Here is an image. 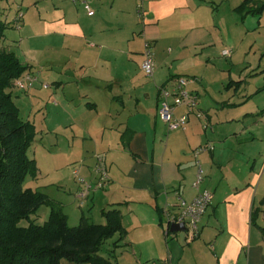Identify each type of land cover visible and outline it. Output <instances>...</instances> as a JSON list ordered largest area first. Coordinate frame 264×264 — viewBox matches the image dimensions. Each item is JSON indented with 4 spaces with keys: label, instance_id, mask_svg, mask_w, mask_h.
<instances>
[{
    "label": "crops",
    "instance_id": "1",
    "mask_svg": "<svg viewBox=\"0 0 264 264\" xmlns=\"http://www.w3.org/2000/svg\"><path fill=\"white\" fill-rule=\"evenodd\" d=\"M242 1L146 0L140 12L138 0H44L21 25L37 34L21 43L4 39L38 77L32 90L37 84L41 99L55 102L50 121L72 146L70 158L81 162L79 174L94 184L103 159L109 182L90 191L80 216L105 223L103 210H120L124 232L101 251L114 264H264V86L240 89L233 77L242 50L233 37L240 18L253 15L236 9ZM4 17L15 27L16 19ZM146 40L152 76L142 70ZM178 76L193 79L188 89L204 115L191 113L184 129L171 130L160 117L159 94ZM25 94L13 95L17 106ZM206 144L213 149L199 155L205 177L197 189L194 151ZM74 177L78 200L82 186ZM201 189L214 197L197 235L166 234L165 209Z\"/></svg>",
    "mask_w": 264,
    "mask_h": 264
},
{
    "label": "trees",
    "instance_id": "2",
    "mask_svg": "<svg viewBox=\"0 0 264 264\" xmlns=\"http://www.w3.org/2000/svg\"><path fill=\"white\" fill-rule=\"evenodd\" d=\"M0 0V264H60L62 259L84 264H114L101 254L106 240L124 232L121 212L103 210L105 223L83 215L71 226L58 202L38 189L24 186L36 176V160L29 156L35 125L20 115L13 97L14 81L27 69L17 54L4 45L10 23ZM240 13L260 15L264 0H243ZM17 23V21H16ZM42 205L50 207L48 219L38 224L31 219ZM28 219L27 226L19 225Z\"/></svg>",
    "mask_w": 264,
    "mask_h": 264
},
{
    "label": "rangeland",
    "instance_id": "3",
    "mask_svg": "<svg viewBox=\"0 0 264 264\" xmlns=\"http://www.w3.org/2000/svg\"><path fill=\"white\" fill-rule=\"evenodd\" d=\"M43 4L44 0L2 1V8L8 15L9 20L17 19L18 15L22 14V18L19 22L17 21L16 23V20L14 21L15 27L7 29V37L10 40H15L16 43H21L22 37H27L29 33L35 32V34H37L34 29L27 30L26 28L21 30V25L30 20L32 14L38 12L39 7L42 9ZM248 16L245 17V19H243V17L240 18L239 29L237 30L236 36L233 37V40L237 42V44H242V50L237 58V66L233 77L234 79L241 80L237 82L240 85V89L252 86L256 90L257 87L260 86L262 88L264 86V11L260 15ZM43 83L45 82H42V86ZM36 86L34 91H31V96L33 97L28 93H20L15 86L13 88V95L16 93L21 95L25 94L18 98V100H20L17 102L20 115L25 119H29L35 125L34 141L28 150V154L30 157L36 159L39 171L36 176L29 175L26 178L24 186H32L34 189L47 191V193L51 195H49L50 198L56 202L57 200H61L63 205H59L68 216L69 225L76 226L79 225L81 221L80 214L82 210H86V208L82 209V207L79 206V204L84 203L86 199L81 200L78 198V200H76V194H74L72 188L75 180L74 171L76 169L79 170L81 162L72 160L70 158L72 157L70 150L72 146L61 142L62 140L56 137L57 130L55 129V123L50 121L51 117L54 115L53 113L49 115L52 108L51 106H53L55 102L49 100L45 101V97L41 99ZM25 96L26 98H23ZM259 96H264L263 88ZM47 104L48 106L46 107ZM47 111H49V113ZM46 115L49 116L47 120ZM76 177H78L81 184V178L83 176L79 174V176ZM87 181L89 182V180ZM85 213L89 216L87 211H85ZM49 214L50 207L42 205L38 208L37 212L31 216V219L38 224H43L48 219ZM91 219L96 221L92 217ZM28 224V219H22L19 222L21 226H27Z\"/></svg>",
    "mask_w": 264,
    "mask_h": 264
},
{
    "label": "built area",
    "instance_id": "4",
    "mask_svg": "<svg viewBox=\"0 0 264 264\" xmlns=\"http://www.w3.org/2000/svg\"><path fill=\"white\" fill-rule=\"evenodd\" d=\"M145 1L146 0H138V9L140 12H144L145 10ZM84 3L87 11L92 13V8L89 3L87 1H84ZM21 18L22 14L18 15L16 21L19 22ZM223 53L225 55H230V50L226 49ZM143 56L144 59L142 62V70L147 76H152L155 70V60L153 46L149 40H146L144 43ZM37 81L38 77L32 71L26 70L21 76L15 79L14 86L18 90L28 92L33 89ZM191 82H193V79L190 77L178 76L173 79L172 86L160 87L159 114L171 130L184 129L189 121L191 113H195L198 117H203L204 115L203 112L198 109V94L188 89V85ZM49 86V83H43V87L47 88ZM181 107H186V111L179 114L177 112ZM209 149H213L212 144H206L194 151L198 170L193 181V186L197 189L201 187L205 177L204 170L199 160V155L203 151ZM95 173L97 175V181L94 184L88 182L87 179L83 177L81 178L82 187L77 194L79 199H86L92 189L104 188L109 182V174L101 157L98 158V162L95 165ZM74 174L79 176V170L76 169ZM213 197L214 193L211 190L201 189L193 200L188 202L184 199H181L179 205L176 208L172 210L166 208V234L171 232L170 227L173 223H183L188 228L186 233L191 238H194L199 231L202 217L207 212L208 207L212 203ZM163 264L167 263L164 262Z\"/></svg>",
    "mask_w": 264,
    "mask_h": 264
},
{
    "label": "water",
    "instance_id": "5",
    "mask_svg": "<svg viewBox=\"0 0 264 264\" xmlns=\"http://www.w3.org/2000/svg\"><path fill=\"white\" fill-rule=\"evenodd\" d=\"M187 227L183 223H173L170 227L171 232L187 231Z\"/></svg>",
    "mask_w": 264,
    "mask_h": 264
}]
</instances>
